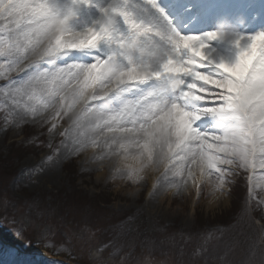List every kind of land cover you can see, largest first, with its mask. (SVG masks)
Returning <instances> with one entry per match:
<instances>
[{
	"label": "snow or ice",
	"instance_id": "6c2138e0",
	"mask_svg": "<svg viewBox=\"0 0 264 264\" xmlns=\"http://www.w3.org/2000/svg\"><path fill=\"white\" fill-rule=\"evenodd\" d=\"M0 81V132L49 150L33 186L83 158L89 172L110 162L157 204L194 190L212 215L243 187L241 211L264 238V25L249 30L217 0H0ZM5 222L73 260L82 242V264H105L109 245L88 240L102 219L0 193Z\"/></svg>",
	"mask_w": 264,
	"mask_h": 264
},
{
	"label": "rangeland",
	"instance_id": "374dc122",
	"mask_svg": "<svg viewBox=\"0 0 264 264\" xmlns=\"http://www.w3.org/2000/svg\"><path fill=\"white\" fill-rule=\"evenodd\" d=\"M4 116L5 112L0 108V126L4 123ZM35 134L34 129H28L23 137L28 140ZM13 151L17 154L11 153ZM48 152L25 148L19 137L0 132V193L10 205L23 197L25 201L46 204L55 213L71 211L92 223L102 219L101 226L92 230L88 240L90 247L96 249L109 245L105 249V264H116L126 255L135 264H146L147 261L260 264L264 260V238L250 217L243 218L241 232H227L223 224L228 219L223 217L231 209L212 215L207 201L197 199L194 190L183 201H172L170 207L167 202L157 204L148 198L147 188L137 192L136 187L122 179L110 162L103 170L89 172L83 158L67 161L62 168L55 170L51 182L43 178L33 186L29 175L39 174ZM244 191L243 187L238 189L233 201L240 210L243 197L238 196ZM260 215L257 213V218ZM10 244L28 254L20 253ZM71 250L77 253L76 260L62 250L45 247L39 240L28 243L26 237L14 234L12 225L0 223V264L6 260L12 264H52L42 260L45 257L42 254L61 259L64 264H82L91 259L82 242L72 243Z\"/></svg>",
	"mask_w": 264,
	"mask_h": 264
},
{
	"label": "trees",
	"instance_id": "16d2710c",
	"mask_svg": "<svg viewBox=\"0 0 264 264\" xmlns=\"http://www.w3.org/2000/svg\"><path fill=\"white\" fill-rule=\"evenodd\" d=\"M11 153H15V152L13 151ZM15 154H17V153H15ZM7 174H10V172L7 171ZM244 195H245V191H244L243 195H240L238 197L241 199ZM229 212L230 213L228 215L225 214L223 217V218H225L227 216V219H228V221H225V223L223 224L224 230L226 229L227 232H233L235 234L237 232H241L240 229L242 228V223H243V220L245 219V215L243 214V212L240 209H238V204L236 203V201L233 203V207L231 208V210ZM201 225L202 224H200V226ZM253 226L255 227V224H253Z\"/></svg>",
	"mask_w": 264,
	"mask_h": 264
},
{
	"label": "bare ground",
	"instance_id": "6f19581e",
	"mask_svg": "<svg viewBox=\"0 0 264 264\" xmlns=\"http://www.w3.org/2000/svg\"><path fill=\"white\" fill-rule=\"evenodd\" d=\"M252 17V16H251ZM106 163H108V162H106ZM128 163L129 164H132L133 166H136V161H133L132 159H131V157H129V160H128ZM54 172H55V170H54ZM54 175H55V173H54ZM45 180H46V182H51V180H53V178H49V177H45ZM122 183V182H121ZM172 201H174V200H172ZM199 201H201V200H199Z\"/></svg>",
	"mask_w": 264,
	"mask_h": 264
}]
</instances>
